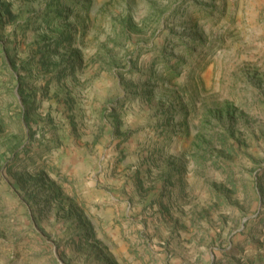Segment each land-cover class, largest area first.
<instances>
[{
  "label": "rangeland",
  "instance_id": "1",
  "mask_svg": "<svg viewBox=\"0 0 264 264\" xmlns=\"http://www.w3.org/2000/svg\"><path fill=\"white\" fill-rule=\"evenodd\" d=\"M0 264H264V0H0Z\"/></svg>",
  "mask_w": 264,
  "mask_h": 264
},
{
  "label": "water",
  "instance_id": "2",
  "mask_svg": "<svg viewBox=\"0 0 264 264\" xmlns=\"http://www.w3.org/2000/svg\"><path fill=\"white\" fill-rule=\"evenodd\" d=\"M248 219H246L245 221H247Z\"/></svg>",
  "mask_w": 264,
  "mask_h": 264
}]
</instances>
